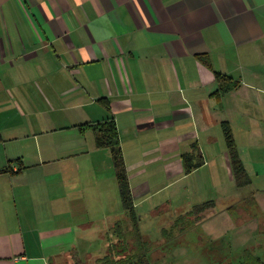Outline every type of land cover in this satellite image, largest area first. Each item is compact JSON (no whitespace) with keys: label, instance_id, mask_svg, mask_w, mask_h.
Here are the masks:
<instances>
[{"label":"crops","instance_id":"1","mask_svg":"<svg viewBox=\"0 0 264 264\" xmlns=\"http://www.w3.org/2000/svg\"><path fill=\"white\" fill-rule=\"evenodd\" d=\"M216 74L232 91L219 94ZM106 122L135 219L112 148L96 146ZM225 125L246 187L233 178ZM186 158L202 164L187 174ZM259 182L264 0H0V264H100L119 246L137 255L144 220L178 246L173 264H213L220 219L223 232L249 223L238 211L264 205ZM251 223L264 233V220ZM194 228L202 236L182 242ZM256 247L247 250L264 263Z\"/></svg>","mask_w":264,"mask_h":264},{"label":"trees","instance_id":"2","mask_svg":"<svg viewBox=\"0 0 264 264\" xmlns=\"http://www.w3.org/2000/svg\"><path fill=\"white\" fill-rule=\"evenodd\" d=\"M218 78H220V74H216ZM223 78L219 79L220 84V95H223L227 92L232 91V86L226 85V80H222ZM231 84V82L229 83ZM224 132H225V138H226V144L228 148V154H229V161L231 165V170L233 174V178L235 180V183L238 187H246L251 184V180L249 179L244 166L242 165L241 161L239 160L237 153L235 151L233 138L231 135V132L229 131V128L223 126ZM95 129L98 132V137L96 140V146L98 148H112L113 150V160L115 167L117 169L118 174V185L119 190L121 194V200L124 209L132 215V218H134V208H133V201L131 196V190L130 186L124 171V165H123V159H122V152L119 147V140H118V133L116 126L113 122H106L102 125H98L95 127ZM202 164V160L199 161L196 165H192L190 162H188V159L186 158L185 164H184V170L188 174L193 169L200 167ZM214 204L212 202H207L203 205L196 206L193 209L192 213H189L188 219H184V225H187L186 228L194 225L197 221H199L198 215L203 213L204 211L213 208ZM193 217V218H190ZM186 223V224H185ZM167 235L166 230L163 232V236L165 237ZM145 244H139V249L142 251H138L137 255L133 254H127L125 251L127 249L125 246H119L116 250L117 257L116 259H113L108 255L104 259L100 260V264H150L147 260L146 255L149 254L151 250H149L147 247H145ZM125 249V251H124ZM244 264H264L259 259L252 256L249 252L245 255Z\"/></svg>","mask_w":264,"mask_h":264},{"label":"rangeland","instance_id":"3","mask_svg":"<svg viewBox=\"0 0 264 264\" xmlns=\"http://www.w3.org/2000/svg\"><path fill=\"white\" fill-rule=\"evenodd\" d=\"M112 169L113 167L110 166L109 171H111ZM259 183H261L262 185L261 189H264V182H259ZM247 198H245L246 201H249V199ZM249 209H250L249 214L247 213L248 212L247 210V211H244V214L241 216L240 214L242 211H238L239 214L237 218L239 217L240 219L246 220L247 217L250 216V218L252 217V219L251 221H248L249 223L247 224H244V223L240 224L242 225L241 228L236 231H233L232 229H229V230L226 229L223 232L224 219H220V221L223 224V227H222V230L220 231L221 234L215 235L216 237H218V241L216 242V244L212 245L213 248H216V250L213 249V252H212V263L213 264H223V263L231 264V262H229L230 260H232L233 264H242V263L244 264L246 253L249 252L250 254H252L249 250H247L248 248H251V246H254V248L256 249L258 248L256 247V244H259L262 247H264V233L263 234L258 233L257 230L259 227L256 226L254 223H251L253 220L255 222L264 220V205H256L255 208L251 207ZM232 211H235L236 213L237 210H232ZM147 216H150L152 219H154L155 214L146 215V217ZM159 220L163 221L162 218ZM210 222H211L210 225L205 227V230L210 231V227H211L214 231L216 229V225L214 222L216 221L214 219V220H211ZM160 223L161 222H159V224ZM133 232H135L134 229H133ZM141 232H142V235H146L145 237L148 240V242L145 244V247L151 250L148 256L150 263L151 264H173L172 254L179 250L177 249L178 246L174 245L173 243L170 245L166 244V242L160 238V230L157 228L156 224L151 223L149 220L143 221V228ZM201 236H202L201 229L194 228L186 232L184 236L182 237L181 241L182 242L183 240L189 241L191 239L201 237ZM244 245L247 248H244L243 247ZM189 248L192 250V248H202V247L192 244L189 246ZM158 252H165L168 254V257L163 261L155 260ZM225 255H227V260H224ZM260 257H262V255H260ZM185 263L190 264L191 262H185Z\"/></svg>","mask_w":264,"mask_h":264}]
</instances>
